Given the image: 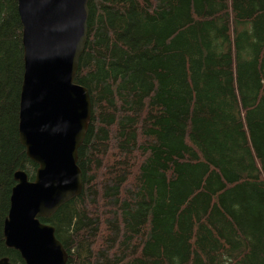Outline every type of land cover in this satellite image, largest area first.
<instances>
[{
	"label": "trees",
	"instance_id": "1",
	"mask_svg": "<svg viewBox=\"0 0 264 264\" xmlns=\"http://www.w3.org/2000/svg\"><path fill=\"white\" fill-rule=\"evenodd\" d=\"M83 190L41 221L67 264H264V0H89ZM18 0H0V258L20 141Z\"/></svg>",
	"mask_w": 264,
	"mask_h": 264
},
{
	"label": "water",
	"instance_id": "2",
	"mask_svg": "<svg viewBox=\"0 0 264 264\" xmlns=\"http://www.w3.org/2000/svg\"><path fill=\"white\" fill-rule=\"evenodd\" d=\"M23 28L24 77L20 96L19 135L36 162L34 180L15 173L5 243L25 264H67L68 252L51 217L83 190L79 148L89 130L92 101L76 83L89 28V0H18ZM0 264H13L8 256Z\"/></svg>",
	"mask_w": 264,
	"mask_h": 264
}]
</instances>
